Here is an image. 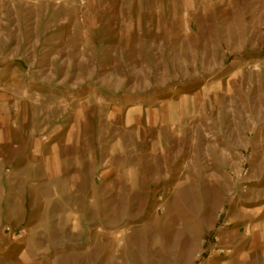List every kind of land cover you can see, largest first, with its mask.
<instances>
[{
  "label": "rangeland",
  "instance_id": "1",
  "mask_svg": "<svg viewBox=\"0 0 264 264\" xmlns=\"http://www.w3.org/2000/svg\"><path fill=\"white\" fill-rule=\"evenodd\" d=\"M259 200L264 0H0V264H264Z\"/></svg>",
  "mask_w": 264,
  "mask_h": 264
},
{
  "label": "built area",
  "instance_id": "2",
  "mask_svg": "<svg viewBox=\"0 0 264 264\" xmlns=\"http://www.w3.org/2000/svg\"><path fill=\"white\" fill-rule=\"evenodd\" d=\"M253 70H258L257 67H254ZM252 153L248 151H242L237 154L236 160L234 161V166L228 171V178L230 182L235 186L241 189L244 188L246 179L250 174V163L252 160ZM239 193V190L235 189L230 193L231 199H234ZM164 207H158V211H162ZM214 242H217V237H213ZM118 245L121 242H117ZM196 264H200V255H197Z\"/></svg>",
  "mask_w": 264,
  "mask_h": 264
},
{
  "label": "crops",
  "instance_id": "3",
  "mask_svg": "<svg viewBox=\"0 0 264 264\" xmlns=\"http://www.w3.org/2000/svg\"><path fill=\"white\" fill-rule=\"evenodd\" d=\"M253 200H255V199H253ZM232 205V212H234L233 211V209H234V207H235V205H236V203L234 202V203H232V204H230L229 205V208H231L230 206ZM242 208H245V210H252L251 212H257V213H261V212H264V202L262 201V200H259V201H253L250 205H240ZM235 210V209H234ZM83 228V229H82ZM89 227H88V225H82L81 226V230L84 232L85 230H87ZM221 232V231H220ZM222 233H223V231L220 233V236L222 237ZM85 242H87V241H85ZM87 245L89 246V248L91 247L90 245H91V243L88 241L87 242Z\"/></svg>",
  "mask_w": 264,
  "mask_h": 264
}]
</instances>
